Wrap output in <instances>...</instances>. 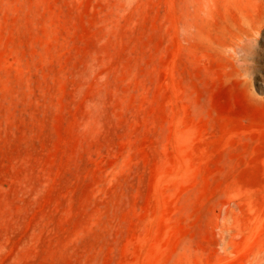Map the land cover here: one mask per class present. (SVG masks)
Segmentation results:
<instances>
[{"label":"rangeland","instance_id":"obj_1","mask_svg":"<svg viewBox=\"0 0 264 264\" xmlns=\"http://www.w3.org/2000/svg\"><path fill=\"white\" fill-rule=\"evenodd\" d=\"M250 3L0 0V264H264Z\"/></svg>","mask_w":264,"mask_h":264},{"label":"bare ground","instance_id":"obj_2","mask_svg":"<svg viewBox=\"0 0 264 264\" xmlns=\"http://www.w3.org/2000/svg\"><path fill=\"white\" fill-rule=\"evenodd\" d=\"M263 32L264 0H251L244 22H242L241 27L232 34V39L228 45V49L233 52L235 58L240 60V65L247 70L248 74L251 76H253L256 69L259 68V63L256 60L263 54L262 49L258 47L261 41L259 36Z\"/></svg>","mask_w":264,"mask_h":264}]
</instances>
